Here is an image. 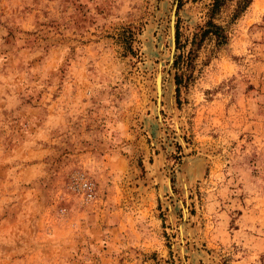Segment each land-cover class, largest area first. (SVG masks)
<instances>
[{"label": "rangeland", "instance_id": "374dc122", "mask_svg": "<svg viewBox=\"0 0 264 264\" xmlns=\"http://www.w3.org/2000/svg\"><path fill=\"white\" fill-rule=\"evenodd\" d=\"M211 1L0 0V264H264V0Z\"/></svg>", "mask_w": 264, "mask_h": 264}, {"label": "trees", "instance_id": "16d2710c", "mask_svg": "<svg viewBox=\"0 0 264 264\" xmlns=\"http://www.w3.org/2000/svg\"><path fill=\"white\" fill-rule=\"evenodd\" d=\"M180 1V0H178ZM225 0H212L210 7H209V16L208 19L206 21L205 24V28L202 30L201 34H200V38L199 40H201L205 35L207 34H212L215 39L217 40V43H222L224 42V38L225 36L223 35L222 32V28L215 24L214 22H212V16L213 14L216 13V11H218V9L221 7V5L224 3ZM251 0H239L237 2L236 8L234 10V15L239 14L241 11L244 10V8L250 3ZM176 39V37H175ZM179 80H175V84L176 86H178L179 84Z\"/></svg>", "mask_w": 264, "mask_h": 264}, {"label": "water", "instance_id": "95a60500", "mask_svg": "<svg viewBox=\"0 0 264 264\" xmlns=\"http://www.w3.org/2000/svg\"><path fill=\"white\" fill-rule=\"evenodd\" d=\"M173 9L170 12V23H169V30H170V47L171 51L174 48V27H173ZM154 83L157 82L158 89H155V84H154V92H155V106H156V111H158V106H159V95H160V79H161V74L159 71L156 72L155 77H154Z\"/></svg>", "mask_w": 264, "mask_h": 264}, {"label": "bare ground", "instance_id": "6f19581e", "mask_svg": "<svg viewBox=\"0 0 264 264\" xmlns=\"http://www.w3.org/2000/svg\"><path fill=\"white\" fill-rule=\"evenodd\" d=\"M155 89H158V85H157V82H155Z\"/></svg>", "mask_w": 264, "mask_h": 264}]
</instances>
